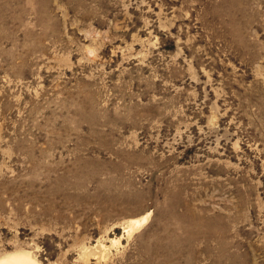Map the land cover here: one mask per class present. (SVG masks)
<instances>
[{
    "label": "rangeland",
    "instance_id": "374dc122",
    "mask_svg": "<svg viewBox=\"0 0 264 264\" xmlns=\"http://www.w3.org/2000/svg\"><path fill=\"white\" fill-rule=\"evenodd\" d=\"M18 251L264 264V0H0V258Z\"/></svg>",
    "mask_w": 264,
    "mask_h": 264
},
{
    "label": "bare ground",
    "instance_id": "6f19581e",
    "mask_svg": "<svg viewBox=\"0 0 264 264\" xmlns=\"http://www.w3.org/2000/svg\"><path fill=\"white\" fill-rule=\"evenodd\" d=\"M146 217L142 221H145ZM142 225L141 220H135L129 223L126 227H124V231L127 234L134 231L136 227ZM125 232V233H126ZM0 264H38L30 254L24 252H15V254L11 253L5 257L0 258Z\"/></svg>",
    "mask_w": 264,
    "mask_h": 264
}]
</instances>
